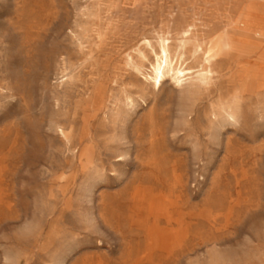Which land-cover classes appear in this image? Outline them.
<instances>
[{
	"label": "rangeland",
	"instance_id": "374dc122",
	"mask_svg": "<svg viewBox=\"0 0 264 264\" xmlns=\"http://www.w3.org/2000/svg\"><path fill=\"white\" fill-rule=\"evenodd\" d=\"M0 264H264V0H0Z\"/></svg>",
	"mask_w": 264,
	"mask_h": 264
},
{
	"label": "bare ground",
	"instance_id": "6f19581e",
	"mask_svg": "<svg viewBox=\"0 0 264 264\" xmlns=\"http://www.w3.org/2000/svg\"><path fill=\"white\" fill-rule=\"evenodd\" d=\"M165 55H166V53H165ZM185 71H187V70L180 69V68H175L172 65L171 59L168 56H164V58H157L156 59L154 65L152 67V77H151V79H152V81L155 82V84H160V82L164 81L165 78L170 77V79L173 80L176 83L177 86L178 85L181 86L185 82L188 83L189 87L190 86H194L195 81L198 80V77L197 76L196 77L192 76L191 73H186L185 74ZM236 118H237V112H231L230 119L231 120H235ZM88 147H89V145H88Z\"/></svg>",
	"mask_w": 264,
	"mask_h": 264
}]
</instances>
